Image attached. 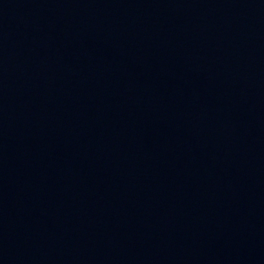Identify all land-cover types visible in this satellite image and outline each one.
I'll list each match as a JSON object with an SVG mask.
<instances>
[{"label": "water", "instance_id": "obj_1", "mask_svg": "<svg viewBox=\"0 0 264 264\" xmlns=\"http://www.w3.org/2000/svg\"><path fill=\"white\" fill-rule=\"evenodd\" d=\"M0 264H264V0H0Z\"/></svg>", "mask_w": 264, "mask_h": 264}]
</instances>
